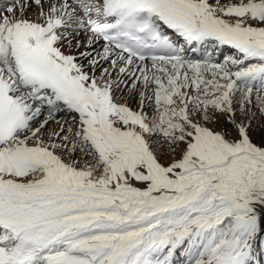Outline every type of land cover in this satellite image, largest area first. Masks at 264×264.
Returning a JSON list of instances; mask_svg holds the SVG:
<instances>
[{
    "label": "snow or ice",
    "instance_id": "obj_1",
    "mask_svg": "<svg viewBox=\"0 0 264 264\" xmlns=\"http://www.w3.org/2000/svg\"><path fill=\"white\" fill-rule=\"evenodd\" d=\"M4 11L0 264H264V0Z\"/></svg>",
    "mask_w": 264,
    "mask_h": 264
},
{
    "label": "rangeland",
    "instance_id": "obj_2",
    "mask_svg": "<svg viewBox=\"0 0 264 264\" xmlns=\"http://www.w3.org/2000/svg\"><path fill=\"white\" fill-rule=\"evenodd\" d=\"M14 2H5L4 0H0V15H3V16H10L11 14L7 13L6 11H4V9L7 7V6H10L12 5ZM37 17V9L35 6H32L30 8H27L25 10V13H24V18L26 19H30V20H35ZM80 40L82 41H86L87 37L85 36H80L79 37ZM63 51H65L66 54H72V55H75L76 53H78L79 51H83L84 49L81 48L79 50H77L74 46L69 49V47L67 46V44H65V46L63 47L62 49ZM191 53L190 51H188L186 54L189 55V57L191 56ZM232 54V51H229V55ZM215 55H217V58L216 59H212L214 60L213 62H223V59L225 56H228V54L226 53H216ZM191 58V57H190ZM107 67V66H105ZM100 75V71L99 69L96 71V76ZM119 94V93H118ZM134 108V106H132ZM64 118V117H63ZM257 118V117H256ZM57 119L58 120H61L62 119V116H60L59 114H57ZM264 120V117L262 118ZM66 120V118L64 119ZM255 119L252 120V124L254 123ZM64 123V122H63ZM62 123V124H63ZM72 125V127L76 126L75 124H73V119H68V122H67V125L64 123L65 126H69V125ZM256 125V124H255ZM57 126L56 123H51L49 125V130L50 128H55ZM210 126H213V125H210Z\"/></svg>",
    "mask_w": 264,
    "mask_h": 264
},
{
    "label": "bare ground",
    "instance_id": "obj_3",
    "mask_svg": "<svg viewBox=\"0 0 264 264\" xmlns=\"http://www.w3.org/2000/svg\"><path fill=\"white\" fill-rule=\"evenodd\" d=\"M97 48H99V45H96ZM229 51H233L231 50L230 48H227L225 47L224 49H220V50H216V53H226L229 55ZM191 52V51H190ZM75 55H78V53H76ZM188 55V54H187ZM199 56L200 54L197 53V54H194V53H191V56L190 57H193V56ZM189 56V55H188ZM217 58V55H214L212 57V59H216ZM214 61V60H213ZM81 63H83L85 65V70L86 71H89L91 72V69L87 67V61L86 60H81L79 61ZM104 66H108L107 64H105ZM99 76V75H98ZM125 98H127L126 94H125ZM131 106H134V108L137 106L135 101L132 102ZM60 116H62V119L60 120V123L62 124L63 122L67 125V122H68V119H71L73 118V113H68V112H61V113H58ZM64 117V118H63ZM257 117V118H256ZM264 117V115H261L258 111L256 112V115L255 117L253 118V120L255 119L254 123L252 124V127L250 129V134L253 138L254 141L256 142H260L261 141V137L264 136V120L262 119ZM66 118V120H64ZM78 119V117H77ZM63 123V124H64ZM256 124V125H255ZM69 125V124H68ZM72 126V125H71ZM221 127L223 126V122L221 121ZM60 125L57 124V126L54 128H50V130H53V129H59ZM67 127V126H66ZM211 127H217L216 125H213ZM75 128V126H74Z\"/></svg>",
    "mask_w": 264,
    "mask_h": 264
}]
</instances>
